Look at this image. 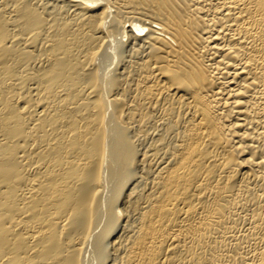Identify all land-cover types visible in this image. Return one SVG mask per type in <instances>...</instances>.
Returning <instances> with one entry per match:
<instances>
[{
    "label": "bare ground",
    "instance_id": "1",
    "mask_svg": "<svg viewBox=\"0 0 264 264\" xmlns=\"http://www.w3.org/2000/svg\"><path fill=\"white\" fill-rule=\"evenodd\" d=\"M0 264H264V0H0Z\"/></svg>",
    "mask_w": 264,
    "mask_h": 264
},
{
    "label": "rangeland",
    "instance_id": "2",
    "mask_svg": "<svg viewBox=\"0 0 264 264\" xmlns=\"http://www.w3.org/2000/svg\"><path fill=\"white\" fill-rule=\"evenodd\" d=\"M118 37H119V39H118ZM118 37L116 38V41H114V43H113V45H112V47H113V46H114V47L117 46L118 48H116V47L114 48V47H113L114 50H113V49H112V50H111V49H108V53H109V54H111V53H110L111 51H112V52H113V51H117V52H118L119 48H120V50H119L120 53H122V51L124 50V47H125V46H123V45H124L123 43H124V41H125L126 36H125L124 33H123L122 35H119ZM120 41H121V42H120ZM122 41H123V42H122ZM121 43H122V44H121ZM117 49H118V50H117ZM121 50H122V51H121ZM109 51H110V52H109ZM117 52H115V53H117ZM120 53H119V54H120ZM112 54H113V58H112V59H115V60L113 61V60L111 59V61H109L110 58H111V57H109V56H111ZM112 54H111V55H108L109 58H108V57L106 58V59H107V60H106L107 63H109V65H110L111 67H113L112 64H113V63L115 64V63H116V60H117V59L114 57V52H113ZM119 54L117 53V55H115V56L118 58V55H119ZM120 55H121V54H120ZM119 57H120V56H119ZM108 59H109V60H108ZM112 61H113V63H112ZM105 63H106V62H105ZM107 63H106L105 65H106L107 69H109L108 67H110V66H108ZM111 63H112V64H111ZM110 69H111V68H110ZM110 69H109V70H110Z\"/></svg>",
    "mask_w": 264,
    "mask_h": 264
}]
</instances>
